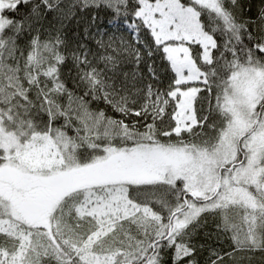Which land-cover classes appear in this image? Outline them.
Here are the masks:
<instances>
[{"label":"snow or ice","instance_id":"1","mask_svg":"<svg viewBox=\"0 0 264 264\" xmlns=\"http://www.w3.org/2000/svg\"><path fill=\"white\" fill-rule=\"evenodd\" d=\"M264 264V0H0V264Z\"/></svg>","mask_w":264,"mask_h":264},{"label":"trees","instance_id":"2","mask_svg":"<svg viewBox=\"0 0 264 264\" xmlns=\"http://www.w3.org/2000/svg\"><path fill=\"white\" fill-rule=\"evenodd\" d=\"M260 261H261L260 255L257 254L255 258L252 260V264H260ZM244 264H247V261H245Z\"/></svg>","mask_w":264,"mask_h":264}]
</instances>
